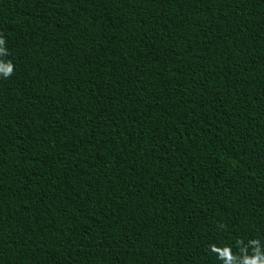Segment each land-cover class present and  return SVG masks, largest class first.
I'll list each match as a JSON object with an SVG mask.
<instances>
[{"label":"trees","instance_id":"1","mask_svg":"<svg viewBox=\"0 0 264 264\" xmlns=\"http://www.w3.org/2000/svg\"><path fill=\"white\" fill-rule=\"evenodd\" d=\"M254 253L264 0H0V264Z\"/></svg>","mask_w":264,"mask_h":264},{"label":"clouds","instance_id":"2","mask_svg":"<svg viewBox=\"0 0 264 264\" xmlns=\"http://www.w3.org/2000/svg\"><path fill=\"white\" fill-rule=\"evenodd\" d=\"M9 65V69H10ZM245 264H264V257L254 253L250 259H246Z\"/></svg>","mask_w":264,"mask_h":264}]
</instances>
